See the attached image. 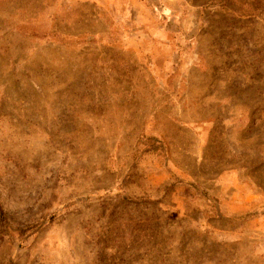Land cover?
<instances>
[{
  "label": "rangeland",
  "instance_id": "374dc122",
  "mask_svg": "<svg viewBox=\"0 0 264 264\" xmlns=\"http://www.w3.org/2000/svg\"><path fill=\"white\" fill-rule=\"evenodd\" d=\"M0 264H264V0H0Z\"/></svg>",
  "mask_w": 264,
  "mask_h": 264
}]
</instances>
